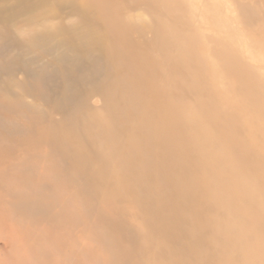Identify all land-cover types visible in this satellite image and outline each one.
<instances>
[{
    "label": "rangeland",
    "instance_id": "obj_1",
    "mask_svg": "<svg viewBox=\"0 0 264 264\" xmlns=\"http://www.w3.org/2000/svg\"><path fill=\"white\" fill-rule=\"evenodd\" d=\"M0 264H264V0H0Z\"/></svg>",
    "mask_w": 264,
    "mask_h": 264
}]
</instances>
